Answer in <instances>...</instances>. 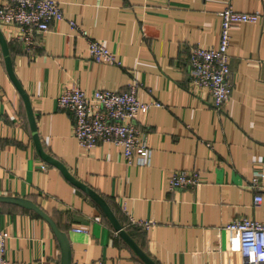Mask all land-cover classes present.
I'll return each instance as SVG.
<instances>
[{
	"label": "crops",
	"instance_id": "crops-1",
	"mask_svg": "<svg viewBox=\"0 0 264 264\" xmlns=\"http://www.w3.org/2000/svg\"><path fill=\"white\" fill-rule=\"evenodd\" d=\"M56 1L65 20L53 23L31 52L13 43L11 56L44 151L100 193L125 222L141 227L144 234L133 229V238L157 264H241L239 234L223 226L236 217L264 221V0H230L234 10L257 11L260 18L230 27L233 87L219 111L208 91L193 85L187 57L194 46L218 45V12L226 0ZM68 19L115 52L120 65L92 61ZM132 79L139 100L160 103L137 120L151 149L144 167L125 165L112 143L78 147L70 112L56 105L63 86L124 91ZM177 169L196 171L199 184L170 189L168 176ZM257 171L262 176L252 187ZM256 193L262 195L257 204ZM0 194L30 198L44 209L67 233L72 264H145L101 207L37 155L1 48ZM26 209L0 203L6 264H60L50 224Z\"/></svg>",
	"mask_w": 264,
	"mask_h": 264
},
{
	"label": "built area",
	"instance_id": "built-area-1",
	"mask_svg": "<svg viewBox=\"0 0 264 264\" xmlns=\"http://www.w3.org/2000/svg\"><path fill=\"white\" fill-rule=\"evenodd\" d=\"M219 12L220 31L216 47L194 46L187 61L193 85L208 91L214 110L223 109L229 100L233 83L227 49L230 42V27L234 23H255L260 13L239 12L232 8L230 0ZM65 20L60 4L56 0H0V29L7 41L20 43L27 52L40 47V38L50 31L53 23ZM71 30L86 41V50L92 61L120 65L118 55L106 48L100 40L91 38L85 28L74 19L66 20ZM139 84L130 80L124 91L94 89L87 93L78 85L63 86L56 98L59 109L70 112L72 136L78 147L90 150L100 143H112L121 148L125 165L144 167L151 163V149L146 133L138 127L141 113L160 106L156 100L141 101L137 96ZM43 169L46 165L41 166ZM262 172L253 173L250 186L259 185ZM200 182L196 171L172 170L168 176L170 189L194 187ZM262 195H254V203H260ZM130 222H133L130 220ZM143 227L148 221H137ZM224 229L239 234L241 264H264V221L249 217L232 218ZM77 231L88 232L86 227H74ZM7 233L0 228V264H6ZM210 264V263H205Z\"/></svg>",
	"mask_w": 264,
	"mask_h": 264
},
{
	"label": "water",
	"instance_id": "water-1",
	"mask_svg": "<svg viewBox=\"0 0 264 264\" xmlns=\"http://www.w3.org/2000/svg\"><path fill=\"white\" fill-rule=\"evenodd\" d=\"M0 48L3 55L5 68L9 79L11 80L13 86L19 93L20 97L23 100L31 138L36 150L37 155L47 164L57 168L62 172L64 177H66L72 184L79 187L83 190L89 197H91L103 210L107 218L109 219L110 223L117 231V233L122 237V239L132 248L134 253L145 263V264H157L155 260L150 257L146 251L142 249V247L134 240V238L128 233V231L122 226L119 219L115 215L114 211L108 204L107 200L98 193L95 189L75 177L67 168L66 166L60 162L58 159L54 158L50 154L46 153L41 145L35 117L32 111L31 103L28 94L24 90L22 84L18 80L14 69L12 58L10 55L8 41L6 40L5 36L3 35L0 29ZM0 202H7L19 205L21 207H25L31 210H34L38 215L43 217L45 220L48 221L50 224L57 240L60 245L61 249V259L60 264H72L71 263V249L70 243L68 239V235L65 231L60 230L56 225V222L52 219V217L42 209L37 203L27 197L17 196V195H8V194H0Z\"/></svg>",
	"mask_w": 264,
	"mask_h": 264
},
{
	"label": "trees",
	"instance_id": "trees-1",
	"mask_svg": "<svg viewBox=\"0 0 264 264\" xmlns=\"http://www.w3.org/2000/svg\"><path fill=\"white\" fill-rule=\"evenodd\" d=\"M8 47H9V51H10L11 56H13V53H12L13 43L10 42V41H8ZM0 203H7V202H0ZM8 204L11 205V204H13V203H8ZM110 204H111V202H110ZM13 205H16V204H13ZM111 205H112V204H111ZM16 206H19V205H16ZM19 207H21V206H19ZM21 208L27 210L25 207H21ZM112 209L114 210V212H115L116 216L118 217V219H119L120 221H122V225L126 228V230L129 232V234H130L132 237H134L133 229H134V230H140V232L143 233V230H142L141 227H138V226H136L135 224H132V223L129 222V221L125 222V221L121 218V216H120V214H119V211H117V209H116L115 207H113V206H112ZM30 211H31V210H30ZM32 212H33L34 214L38 215V214L35 213L34 211H32ZM102 213H103V212H102ZM103 216L106 217L104 213H103ZM140 234H141V233H140ZM143 234H144V233H143ZM142 263H143V262H142Z\"/></svg>",
	"mask_w": 264,
	"mask_h": 264
}]
</instances>
